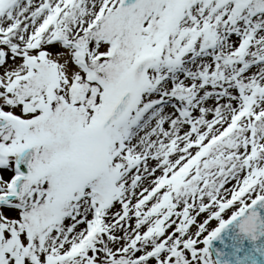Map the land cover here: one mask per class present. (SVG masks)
<instances>
[{"label":"snow or ice","instance_id":"obj_1","mask_svg":"<svg viewBox=\"0 0 264 264\" xmlns=\"http://www.w3.org/2000/svg\"><path fill=\"white\" fill-rule=\"evenodd\" d=\"M233 223L264 236V0H0V264H216Z\"/></svg>","mask_w":264,"mask_h":264},{"label":"rangeland","instance_id":"obj_2","mask_svg":"<svg viewBox=\"0 0 264 264\" xmlns=\"http://www.w3.org/2000/svg\"><path fill=\"white\" fill-rule=\"evenodd\" d=\"M235 39V38H234ZM209 103H212L211 101H209ZM119 207V206H117ZM200 220H198L197 222H199ZM214 225H216V222L215 221H212L209 225H208V228L211 229ZM193 226V229H191L192 232H195L197 229H196V225H192ZM191 227V226H190ZM195 230V231H194ZM199 246H202V245H198Z\"/></svg>","mask_w":264,"mask_h":264},{"label":"bare ground","instance_id":"obj_3","mask_svg":"<svg viewBox=\"0 0 264 264\" xmlns=\"http://www.w3.org/2000/svg\"><path fill=\"white\" fill-rule=\"evenodd\" d=\"M205 218V215L204 214H201L200 217H198V220L202 221L203 219ZM199 221V222H200ZM191 229H193V226H191ZM171 231V229H169ZM195 231V230H194Z\"/></svg>","mask_w":264,"mask_h":264},{"label":"water","instance_id":"obj_4","mask_svg":"<svg viewBox=\"0 0 264 264\" xmlns=\"http://www.w3.org/2000/svg\"><path fill=\"white\" fill-rule=\"evenodd\" d=\"M233 264H235V262Z\"/></svg>","mask_w":264,"mask_h":264}]
</instances>
